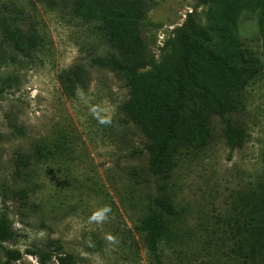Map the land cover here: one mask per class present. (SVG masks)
Here are the masks:
<instances>
[{
    "label": "rangeland",
    "instance_id": "obj_1",
    "mask_svg": "<svg viewBox=\"0 0 264 264\" xmlns=\"http://www.w3.org/2000/svg\"><path fill=\"white\" fill-rule=\"evenodd\" d=\"M71 3L0 0L11 23L41 37L24 55L0 35V216L15 231L4 247L22 255L7 262L0 250V264H42L29 251L51 252L46 264H59L58 244L77 264H264L237 249L246 197L264 188V0H155L141 20L143 69L174 59L186 30L203 60L249 61L254 70L234 109L211 116L207 144L178 153L165 181L150 172L146 137L122 109L125 80L91 64L110 45ZM77 64L86 85L66 78ZM230 126L246 135L235 149ZM20 155L29 159L21 175ZM151 211L167 225L155 245L140 229Z\"/></svg>",
    "mask_w": 264,
    "mask_h": 264
},
{
    "label": "trees",
    "instance_id": "obj_2",
    "mask_svg": "<svg viewBox=\"0 0 264 264\" xmlns=\"http://www.w3.org/2000/svg\"><path fill=\"white\" fill-rule=\"evenodd\" d=\"M72 10L79 18L96 22L99 32L110 45L104 56L93 58L91 64L108 69L125 80L129 97L122 109L134 121L146 137L144 145L148 153L149 170L165 181L175 165L178 153L186 148H202L211 134L210 119L214 114H224L234 109L233 95L248 82L254 73L249 61L221 65L222 60H203L200 46L192 42L186 30L175 40L174 59H163L148 69L149 51L140 31V22L155 0H71ZM211 19V18H210ZM17 17H14V21ZM210 22L209 28L216 31ZM197 33L203 29L189 22ZM196 27V28H195ZM220 28V27H219ZM0 35L3 42L21 54H28L40 45L41 37L36 27L23 31L10 22L0 11ZM254 64V63H253ZM86 85L89 74L80 64L69 69L67 77ZM226 142L231 149L241 146L245 132L230 126L225 131ZM17 174L20 168L29 165L27 156L17 159ZM20 197L27 195L19 191ZM242 208L243 221L237 229L241 234L238 251L243 257L256 262L264 261V188L250 193ZM171 212V207L165 206ZM167 225L162 215L151 211L143 220L141 230L147 232L151 243L163 236ZM15 237L11 221L0 216V250L7 262L19 260L18 250L4 247ZM49 243L48 246H52ZM246 248V249H244ZM59 264H77L73 254L63 253L56 245ZM46 264L53 257L48 251H29Z\"/></svg>",
    "mask_w": 264,
    "mask_h": 264
}]
</instances>
